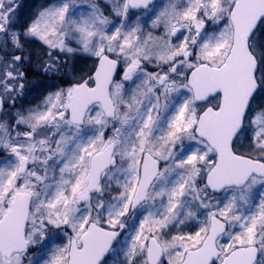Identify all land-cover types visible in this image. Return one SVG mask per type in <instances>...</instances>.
I'll use <instances>...</instances> for the list:
<instances>
[{
	"label": "snow or ice",
	"instance_id": "6c2138e0",
	"mask_svg": "<svg viewBox=\"0 0 264 264\" xmlns=\"http://www.w3.org/2000/svg\"><path fill=\"white\" fill-rule=\"evenodd\" d=\"M20 8L0 0V264H264V0ZM33 63L67 86L17 109Z\"/></svg>",
	"mask_w": 264,
	"mask_h": 264
},
{
	"label": "rangeland",
	"instance_id": "374dc122",
	"mask_svg": "<svg viewBox=\"0 0 264 264\" xmlns=\"http://www.w3.org/2000/svg\"><path fill=\"white\" fill-rule=\"evenodd\" d=\"M52 2V1H51ZM49 2V3H51ZM104 0H100V3L103 4ZM19 3V0H18ZM47 6V5H46ZM39 10V8L35 11V13ZM135 17H133L134 19ZM36 58L35 54L33 55V58ZM84 58V57H82ZM87 63L85 64V68L87 69L89 66V61H91V59H87ZM26 67H29V65H26ZM71 68L72 72L74 73V75L79 76L78 71L75 69V63L70 60L68 67L65 68V72H68V69ZM71 75H69L67 77V79H71ZM47 79V80H46ZM44 78L43 80L40 79H31V81L26 83V87L24 90V94L22 96H18V98L16 99V108H30L35 106L36 104H38L43 96L46 94L47 91H50L51 89L48 87V85L51 84H60L61 80L58 79H50V78ZM50 79V80H49ZM64 86H67V84H65ZM27 101H32L31 103H27ZM16 109H12V111H15ZM5 111H8V105H5Z\"/></svg>",
	"mask_w": 264,
	"mask_h": 264
},
{
	"label": "trees",
	"instance_id": "16d2710c",
	"mask_svg": "<svg viewBox=\"0 0 264 264\" xmlns=\"http://www.w3.org/2000/svg\"><path fill=\"white\" fill-rule=\"evenodd\" d=\"M52 0H19V4L21 5V8L19 10V14L23 17V19L27 20L33 16L35 11L40 8L41 5L46 6L49 2ZM35 57L33 58V61H35ZM89 66L86 69L85 64L87 63V60L82 57H78L75 59V69L78 71L79 75H82L89 71V69L92 66V60L89 61ZM25 70L27 72V82L31 81V79H40L43 80L44 78H49L48 76L43 75L42 73L38 72L35 63L29 65V67L25 66ZM51 79V78H50ZM49 79V80H50ZM47 80V79H46ZM60 84H63V86L66 83H63L62 81ZM27 103H30V101H27Z\"/></svg>",
	"mask_w": 264,
	"mask_h": 264
},
{
	"label": "bare ground",
	"instance_id": "6f19581e",
	"mask_svg": "<svg viewBox=\"0 0 264 264\" xmlns=\"http://www.w3.org/2000/svg\"><path fill=\"white\" fill-rule=\"evenodd\" d=\"M31 102H32V101H31ZM31 102H30V103H31Z\"/></svg>",
	"mask_w": 264,
	"mask_h": 264
}]
</instances>
